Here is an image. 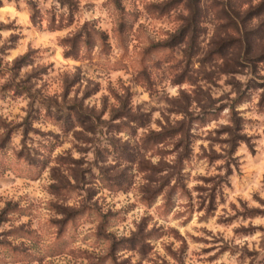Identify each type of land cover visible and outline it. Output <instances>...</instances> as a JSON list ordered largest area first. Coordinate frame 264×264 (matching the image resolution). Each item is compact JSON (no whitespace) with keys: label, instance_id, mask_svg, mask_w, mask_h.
Wrapping results in <instances>:
<instances>
[{"label":"rangeland","instance_id":"rangeland-1","mask_svg":"<svg viewBox=\"0 0 264 264\" xmlns=\"http://www.w3.org/2000/svg\"><path fill=\"white\" fill-rule=\"evenodd\" d=\"M0 264H264V0H0Z\"/></svg>","mask_w":264,"mask_h":264},{"label":"clouds","instance_id":"clouds-1","mask_svg":"<svg viewBox=\"0 0 264 264\" xmlns=\"http://www.w3.org/2000/svg\"><path fill=\"white\" fill-rule=\"evenodd\" d=\"M173 95H175V91L173 90Z\"/></svg>","mask_w":264,"mask_h":264}]
</instances>
